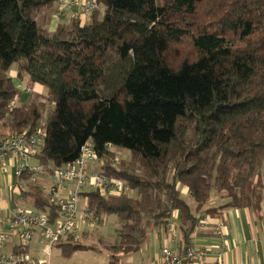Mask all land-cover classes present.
Returning <instances> with one entry per match:
<instances>
[{"label":"trees","instance_id":"16d2710c","mask_svg":"<svg viewBox=\"0 0 264 264\" xmlns=\"http://www.w3.org/2000/svg\"><path fill=\"white\" fill-rule=\"evenodd\" d=\"M56 1L0 0L1 128L43 129L34 157L39 171L52 176L90 141L101 172L132 189L81 193L93 216H116L115 241H100L111 260L138 251L174 211L188 241L204 215L259 210L264 0H95L86 21L73 17L49 31L44 19ZM12 64L18 79L26 74L46 93L11 106L18 95ZM111 145L128 149L130 160L115 167ZM18 175L29 179L32 172ZM27 188L32 205L49 211L42 189L34 182ZM213 191L222 203L207 204ZM57 244L63 254L82 247Z\"/></svg>","mask_w":264,"mask_h":264},{"label":"built area","instance_id":"2783aa9c","mask_svg":"<svg viewBox=\"0 0 264 264\" xmlns=\"http://www.w3.org/2000/svg\"><path fill=\"white\" fill-rule=\"evenodd\" d=\"M96 8L95 0H57L54 15L60 19L67 10L73 9L74 18L87 19ZM14 103L12 102L11 106H14ZM43 137L44 130L41 128H36L30 133H7L0 137V169L5 171L6 161L11 157L24 160L34 157ZM102 163L91 142L86 141L73 161L54 171V181L46 194L49 211L16 206L8 215L6 226L18 236L19 242L16 251L0 254V264H49L48 257L53 245L60 243L63 238L76 239L83 231L84 225L95 227L101 218L93 216L86 207L85 210L78 208V199L83 191L93 190L104 196L132 194V189L124 181L101 172L99 168ZM23 169L37 172L40 167L21 166L15 174L18 175ZM68 183L71 186L66 193H62L61 190ZM203 221L202 219L199 222ZM163 231L167 237L175 239L176 226L171 221ZM36 237L44 241L42 258H34L27 251L29 244ZM6 239L7 234L0 232V244ZM205 256V249L193 244L186 245L181 251L162 246L154 264H219L218 258L212 263H207Z\"/></svg>","mask_w":264,"mask_h":264},{"label":"crops","instance_id":"0c3cea01","mask_svg":"<svg viewBox=\"0 0 264 264\" xmlns=\"http://www.w3.org/2000/svg\"><path fill=\"white\" fill-rule=\"evenodd\" d=\"M68 18L69 20L73 18V9L67 10L60 19L54 14L46 15L45 26L49 31H53L60 21ZM81 20L84 22L87 19L82 18ZM9 72L13 84L15 82L13 80L20 81L16 75V67L11 73ZM3 135L5 132L2 130L0 137ZM25 165L37 166L38 161L35 157L28 160L11 157L6 161L5 171L0 169V181L6 188L5 196L0 190V211L3 217L5 216V222L0 220V232L7 234V239L0 244V254L16 251L19 242L18 236L7 229L8 215L14 211L16 206L23 205V207L37 209L32 205L28 194L23 193L25 189H28V183L34 182L46 195L54 181V176L40 171L32 172L29 179L16 175L15 171ZM48 179L51 182L47 191H44L42 186ZM70 186L71 184L68 183L61 192L66 193ZM184 192L187 193L186 188ZM178 216V211H174L170 219L176 226L175 239L167 237L162 229L154 230L138 251L127 256L125 264H154L162 246H167L173 251H181L188 244L205 249L207 263H212L218 258L219 264H264V194H262L261 206L257 211L250 208H229L218 214L204 215L200 219L204 221L197 223L188 241L183 240L182 233L177 227ZM218 232L221 234H217ZM34 240L42 241L37 237Z\"/></svg>","mask_w":264,"mask_h":264},{"label":"rangeland","instance_id":"374dc122","mask_svg":"<svg viewBox=\"0 0 264 264\" xmlns=\"http://www.w3.org/2000/svg\"><path fill=\"white\" fill-rule=\"evenodd\" d=\"M38 19V18H37ZM39 20V19H38ZM66 23L69 22V18L65 20ZM180 51H182L183 55L189 53V48L186 44L181 46ZM16 65L12 64L10 72L15 70ZM15 81L14 84L18 89V95L15 99V103L17 105H25L28 104L38 93L45 94L46 87L32 82L28 75L24 74L20 81ZM44 99L45 97L42 96ZM1 128L0 123V131ZM6 132L5 130H3ZM8 133V132H7ZM5 133V134H7ZM110 149V162L115 166L119 167L120 163L123 161H129L131 158V153L128 149L121 148L118 146L111 145ZM34 161V160H32ZM51 180L48 179L45 181L42 188L44 191H47L48 186L50 185ZM6 188L0 181V190L3 192L5 196ZM185 187L179 185V190L181 192V197L193 208L195 203L191 199L188 193L184 192ZM85 190V188H83ZM224 199L221 198L216 192H211L210 199L208 201V205H218L222 203ZM23 206V205H22ZM86 207V199L84 196H80L78 199V208L79 210H85ZM0 220H4L3 213L0 211ZM117 226L116 216L114 214H106L104 215L99 223L95 227H90L84 225L83 231L78 235L76 239H62L61 243L67 242H77L82 247L80 249H76L69 254H63L62 248L55 244L52 246L50 254H49V264H125V260L128 257L121 258L119 257L114 262L110 258L109 252L103 247V244L100 241L112 244L115 241V228ZM42 240V239H41ZM44 241L33 240L29 244L28 252L34 258H42L44 257L43 253ZM1 251V249H0ZM4 252V250H3ZM137 258V257H136Z\"/></svg>","mask_w":264,"mask_h":264}]
</instances>
